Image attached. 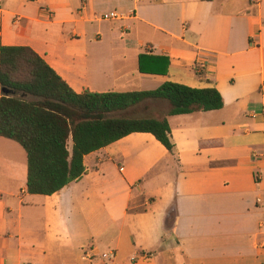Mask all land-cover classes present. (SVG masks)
Listing matches in <instances>:
<instances>
[{
	"label": "crops",
	"instance_id": "crops-1",
	"mask_svg": "<svg viewBox=\"0 0 264 264\" xmlns=\"http://www.w3.org/2000/svg\"><path fill=\"white\" fill-rule=\"evenodd\" d=\"M0 17L1 44L77 94L171 82L224 100L167 116L175 155L135 133L52 196L28 193L27 153L0 137V264H264V0H0Z\"/></svg>",
	"mask_w": 264,
	"mask_h": 264
},
{
	"label": "trees",
	"instance_id": "trees-1",
	"mask_svg": "<svg viewBox=\"0 0 264 264\" xmlns=\"http://www.w3.org/2000/svg\"><path fill=\"white\" fill-rule=\"evenodd\" d=\"M145 58L139 60L141 73L167 72V60L163 59V69L147 70ZM155 103L166 105L167 115L152 114ZM223 107L216 89H192L171 82L153 91L77 94L32 49L3 46L0 17V137L17 142L27 153L31 195L61 192L87 174L85 156L135 133L153 135L175 155L167 116ZM142 111L149 115H140Z\"/></svg>",
	"mask_w": 264,
	"mask_h": 264
},
{
	"label": "built area",
	"instance_id": "built-area-1",
	"mask_svg": "<svg viewBox=\"0 0 264 264\" xmlns=\"http://www.w3.org/2000/svg\"><path fill=\"white\" fill-rule=\"evenodd\" d=\"M123 15L118 12L105 13L99 16H96V20L103 22H116L123 20ZM115 252H108L102 255L103 260L111 261L115 258Z\"/></svg>",
	"mask_w": 264,
	"mask_h": 264
},
{
	"label": "rangeland",
	"instance_id": "rangeland-1",
	"mask_svg": "<svg viewBox=\"0 0 264 264\" xmlns=\"http://www.w3.org/2000/svg\"><path fill=\"white\" fill-rule=\"evenodd\" d=\"M140 115H142V116H147V115H149V113L147 114V112H145V111H142V112H140ZM108 253V252H107Z\"/></svg>",
	"mask_w": 264,
	"mask_h": 264
},
{
	"label": "water",
	"instance_id": "water-1",
	"mask_svg": "<svg viewBox=\"0 0 264 264\" xmlns=\"http://www.w3.org/2000/svg\"><path fill=\"white\" fill-rule=\"evenodd\" d=\"M6 93H7L8 95H14V93H13L12 91H6Z\"/></svg>",
	"mask_w": 264,
	"mask_h": 264
}]
</instances>
